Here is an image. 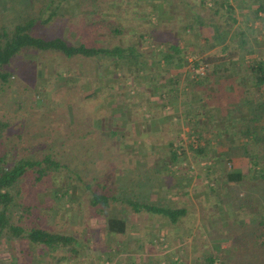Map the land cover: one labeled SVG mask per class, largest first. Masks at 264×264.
I'll list each match as a JSON object with an SVG mask.
<instances>
[{"label":"rangeland","instance_id":"rangeland-1","mask_svg":"<svg viewBox=\"0 0 264 264\" xmlns=\"http://www.w3.org/2000/svg\"><path fill=\"white\" fill-rule=\"evenodd\" d=\"M36 1L43 8L48 0H0V30L33 12ZM185 1L189 3L55 0L49 8L58 4L56 15L46 24L37 23V35L59 36L69 44L83 42L96 47L133 45L138 53L136 61L122 58L115 64L112 57L66 58L58 53L25 50L1 70L9 76L0 80V120L8 121L9 126L0 133V157L11 165L18 158L42 159L48 155L60 166L54 176L35 185L32 174H26L15 196L18 203L13 220H20L25 227L38 226L75 237L79 253L67 264H192L208 252L227 264H264V249L257 247L251 234L257 219L264 217V179L258 177V172L264 171V161L260 160L257 167L247 164L242 181L227 191L228 183L221 177L227 164L222 161L223 167H211L213 173L206 165L212 160L211 154L215 156L232 143L217 142L214 136L205 140L202 136L206 133L200 136L193 129L199 120L183 110L194 100L185 89L190 86L189 79L206 72L204 65L202 71L193 69L198 59L186 44L191 31L177 30V23L194 16L181 14L188 12L187 6L183 9ZM48 12L43 10L42 17ZM100 19L108 24L97 29L95 23ZM111 26L121 32L112 35ZM176 41L181 55L192 60L179 67L165 64L159 56L160 50ZM258 113L255 110L254 114ZM206 131L212 132L209 128ZM175 148L181 159L171 161L177 165L173 172L186 178L183 186L194 190L192 197L198 195L197 199L187 196L184 208L189 213L182 218L188 220L185 227L200 220L198 206L191 205V199L205 209L215 207L226 213L217 225L209 226V232L197 224L198 231L189 238L191 243L184 245L189 252L194 241L196 251L183 257L170 253L165 240L162 244L155 237L165 226L156 219H168L134 211L126 201L150 204L146 186L168 185L169 168L160 158ZM227 152H223L225 161ZM198 176L199 181H194ZM94 193L116 198L107 207L111 212H98V205L92 203ZM20 199L29 207L23 213ZM159 204L163 207L164 202ZM110 215L126 221L123 234L107 231ZM211 218L213 222L216 216ZM40 253L17 239H0V264H49Z\"/></svg>","mask_w":264,"mask_h":264},{"label":"crops","instance_id":"crops-1","mask_svg":"<svg viewBox=\"0 0 264 264\" xmlns=\"http://www.w3.org/2000/svg\"><path fill=\"white\" fill-rule=\"evenodd\" d=\"M198 1L195 3V0H189V3L187 1L183 3V9L187 6L188 8L185 9H187L188 12L182 11L181 14L183 16L185 14L194 16L190 21L182 19L176 25L178 26L177 30L182 28V30L187 32L191 31L187 36L189 42H186L187 46L191 47L189 52H191V54H196L195 56L197 57L194 59H206L212 55H215V59L223 58L222 61L220 60L222 64L219 61H215L216 66H225L229 61H231L230 64H232L237 59L240 60H238V63L236 61V65H230L229 71H222L221 74L223 73L224 75L221 76V78L219 77L220 79L214 75L213 83L205 85L206 87L204 90L206 93L202 91L198 92L200 94V100H192L190 106H183V110H185V113L199 120L198 126L193 129L198 135L200 133V136L206 133L202 136L205 140H210L208 137L214 136L217 142L232 143L226 150H218L215 156L211 154L212 160L206 165L207 169L210 167L207 171L213 173L211 167H223L220 164L222 161L227 164L226 167H224L225 173H223V175L220 173L219 175H222V180L228 183L227 191L230 192L231 185L239 182L227 181V173L238 171L245 174V171L249 169L247 168V164H252L242 154L240 149H235L233 147V142H236L239 137L238 128L240 126V115L244 112L248 113L250 116H254L255 110H257L260 114L258 113L256 119L251 123L264 127V83L255 87L251 82V72L244 73L241 69L243 64L248 66L257 62H262L264 70V0ZM171 14L175 15V12L170 11V15ZM176 14L180 15L179 13ZM170 29L173 30V28ZM169 37L171 36L169 35ZM176 43L178 42L176 41L174 44L169 45L179 47ZM186 44L183 45L185 46ZM195 47L201 50H196V52L194 50ZM225 47L228 49L223 53L222 49ZM180 58L181 62L192 61L191 58L190 60L189 58L185 59L184 56L181 55V52L180 54H174L171 60L172 62H176ZM161 61L163 62V60ZM210 120L211 122H209ZM208 128L212 130L211 133L206 131ZM224 151H228L226 161V153H223ZM200 152L203 153L204 150H200ZM166 154L167 158L162 157L160 159H162L161 164H166V168L172 170L168 169L166 172V183L168 185L158 186V188H156L157 186L153 188L154 185L146 186V190L148 189L147 191L153 196L150 195V200H152L150 204L160 206L159 203L164 202L163 207L182 209L184 211L178 216L174 223L169 220L157 218L156 220L158 223H162L165 226L163 227V231H157L158 233L155 235L158 240L160 239V243L163 244L165 240L164 242H166L170 253H179V255L183 257L185 253H193L196 251L194 241L193 246L189 247V252H187L185 247L187 243L190 242L189 238H193L198 231L197 224L199 223L205 232H209V226L212 223L213 227L217 225L221 216H225L226 213L223 210L221 212V210L215 207L214 209L211 207L205 209L200 202L191 199V201H193L191 205L197 204L198 206L200 220H198L197 224H195L193 220L194 225L192 227H185L188 220H183L182 218L189 213V211H186L184 204L188 199L187 196L194 198L191 192L193 191L194 193V190L189 186H183L186 179L183 175H175L176 172H173V170L177 168V165H173L172 162H179L181 157L176 154L175 160L173 161L171 158L172 154L170 152ZM199 165H202V162H200ZM179 172L183 173V171ZM184 173H186L185 169ZM206 174L208 173L206 172ZM200 177L201 176H198L194 181H199ZM213 178L214 182H217V176L213 175ZM204 181L206 182V179ZM187 192H190V194H187ZM197 197L198 195H196L195 198L197 199ZM213 216H216V218H214L215 220L212 222L211 217ZM146 217L148 216L146 215ZM213 227L211 226V228ZM201 237L206 239L205 236L201 235ZM143 239L144 238L141 237L142 244ZM141 243L139 242L138 245H141Z\"/></svg>","mask_w":264,"mask_h":264},{"label":"trees","instance_id":"trees-1","mask_svg":"<svg viewBox=\"0 0 264 264\" xmlns=\"http://www.w3.org/2000/svg\"><path fill=\"white\" fill-rule=\"evenodd\" d=\"M55 0H48L45 6L42 8L41 4H36L33 7V12H28L25 17L18 18L12 26H4L0 30V80L6 81L9 73L1 71L4 67L8 66L11 60L15 59L22 51L35 50L37 52H52L63 55L66 58L81 57V58H92L98 56L112 57L117 60L125 58L134 61L137 59V51L135 47L130 45L124 48L120 45L112 47L103 46H92L87 45L83 42L78 44H69L63 38L59 36L45 38L35 33L37 23L46 24L48 23L57 13L59 5H55L54 8H49L53 5ZM39 7H41L40 10ZM43 10L49 11L46 18L42 17ZM98 28H103L106 23L100 19L99 22L95 23ZM111 25V24H110ZM110 33L117 35L121 32L111 26ZM227 47L222 49V52L227 51ZM245 51V50H244ZM181 49L175 45L167 46L166 50H160L159 56L165 64L174 66H182L181 58L176 62H172L174 54H180ZM127 53V54H126ZM223 58L215 59V55L209 56L206 59H198L194 61L193 69L196 70L198 67L203 65L206 67V72L203 75L198 74L195 79L191 78L190 86H186L187 92H190L193 99H199V91L206 93L204 88L208 83H213V77L221 78L224 74L221 72H227L230 69V65H236L237 59L232 64L229 61L225 66H216L215 61L221 63ZM221 60V61H220ZM138 63V61L136 62ZM222 64V63H221ZM198 68V69H199ZM241 69L244 73L251 72L253 85L260 86L264 83V70L263 63L257 62L246 66L242 65ZM219 78V79H220ZM248 116V117H247ZM257 115L250 116L248 113H242L240 115V126L238 128L239 137L235 142V148L240 149L242 154L253 164L258 166L261 161H264V127L253 124ZM256 123V122H255ZM9 126L8 121L0 120V133ZM176 150H171L173 161L175 160ZM59 162L52 159L50 156H45L42 159H30V158H18L12 161L10 165L4 156L0 157V239L5 237L8 241L17 239L23 244L40 250L39 257L47 258V262L52 264L54 260L60 261V264H67L79 253V242L71 235L53 232L38 226L25 227L22 226L20 220H13L12 213L14 207L18 202L15 200L16 194L19 193L22 182L24 181L26 174L31 173L33 176L34 185L42 181L44 178L54 176L59 171ZM264 171L260 170L258 177L264 179ZM244 174L242 172H229L226 175V179L229 182H241ZM22 183V184H21ZM16 190H14V189ZM15 193H14V191ZM116 199V198H115ZM114 197H108L106 195L94 193L92 196V203L98 205V212L105 214L108 211L107 207L110 202H114ZM127 203L134 209V211H145L147 213L158 214L163 218L168 219L174 223L178 216L184 211L182 209H172L166 207H160L155 205H149L144 203H137L132 200H126ZM24 199H20L19 208L20 213H23L27 208L24 205ZM35 209V207H34ZM107 209V210H106ZM111 214V213H110ZM22 217V215H21ZM18 216V218H21ZM263 219V220H262ZM106 229L109 233L123 234L126 229V221L122 218H117L110 215L106 221ZM252 239L256 241V245L259 249H264V217L257 219L255 228L251 231ZM262 249V250H263ZM263 254V252L261 251ZM23 256L26 253L23 252ZM198 261L194 264H227L221 260L216 254L211 252L201 255ZM251 261L249 257L246 258ZM30 260V258H29ZM33 261V260H31ZM23 264H30L26 261ZM54 264V263H53Z\"/></svg>","mask_w":264,"mask_h":264},{"label":"built area","instance_id":"built-area-1","mask_svg":"<svg viewBox=\"0 0 264 264\" xmlns=\"http://www.w3.org/2000/svg\"><path fill=\"white\" fill-rule=\"evenodd\" d=\"M202 67H204V66H202ZM202 67L199 68L200 71H202V69H203Z\"/></svg>","mask_w":264,"mask_h":264}]
</instances>
